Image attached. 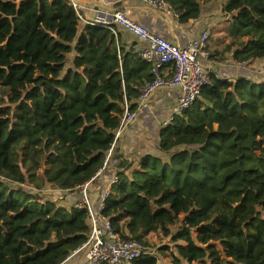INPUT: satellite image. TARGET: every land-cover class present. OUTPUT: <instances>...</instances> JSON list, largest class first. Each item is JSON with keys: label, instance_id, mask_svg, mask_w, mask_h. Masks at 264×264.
<instances>
[{"label": "trees", "instance_id": "1", "mask_svg": "<svg viewBox=\"0 0 264 264\" xmlns=\"http://www.w3.org/2000/svg\"><path fill=\"white\" fill-rule=\"evenodd\" d=\"M165 1L187 25L219 0ZM70 2L0 0V264L65 263L92 232L81 189L92 182L97 210L107 191L92 187L111 171L102 213L121 239L156 248L129 264H264V82L233 84L216 67L264 63V0L222 2L229 39L208 50L212 84L162 127L161 156L116 155L113 167L122 106L136 110L151 67Z\"/></svg>", "mask_w": 264, "mask_h": 264}, {"label": "built area", "instance_id": "2", "mask_svg": "<svg viewBox=\"0 0 264 264\" xmlns=\"http://www.w3.org/2000/svg\"><path fill=\"white\" fill-rule=\"evenodd\" d=\"M70 1L69 5L73 8L80 23L85 26L109 29L115 33L116 29H122L145 44L136 49L134 53L150 65L152 80L137 87L139 97L136 101V110H131V105L127 100L123 104V117L116 133L114 149L119 144L123 133L137 120L138 112L143 110L157 92L177 87L184 89V94L174 105L173 116L162 123L161 127H167L176 115L182 114L195 103L203 88L212 84V77L216 72L213 66L206 64L212 58V54L208 51L209 31H204L197 39L190 41L184 47H179L136 23L130 18L126 9H94L93 18L86 19L82 11L83 6L76 0ZM140 1L151 10L179 19V15L165 0ZM228 79L230 83H235V79L230 77ZM114 149L109 151L105 159V167L97 173V177L107 168ZM116 181L117 179L114 183ZM91 184L92 182H89L82 187L83 200L76 204V209L88 208L92 220V232L88 242L67 260L81 251L87 253L86 264H129L145 256L155 255L149 247L142 243L123 240L115 233L110 220L102 213L109 192L103 196L100 210L92 208L88 193Z\"/></svg>", "mask_w": 264, "mask_h": 264}, {"label": "crops", "instance_id": "3", "mask_svg": "<svg viewBox=\"0 0 264 264\" xmlns=\"http://www.w3.org/2000/svg\"><path fill=\"white\" fill-rule=\"evenodd\" d=\"M76 1L83 6L82 11L86 19L93 18L94 9H126L129 12L130 18L136 23L146 27L152 33L170 40L174 45L179 47H184L190 41L197 39L200 34L204 31H209L211 34L212 29L216 28L217 24H219V21L221 19L217 15L211 14L210 16H208L202 10V15L199 20L184 25L179 23V20L174 19L173 17L149 9L140 0ZM221 2H224V0H221ZM213 5H216V2L213 3ZM116 34L127 49H136L145 45L140 39L122 29H117ZM227 40V38H224L219 45L214 44L216 45L214 46V49L222 48V46L227 43ZM228 64H231L233 67L238 66L233 64L232 62H228ZM218 68H222V66H217V69ZM227 68L228 66L226 67V74L223 75L220 73V71L217 70L218 77L220 79L228 78L226 77V75H229V77H232L233 79L245 77L244 75H242V72L238 75H235L229 72ZM262 79H264V74H262ZM183 94L184 89L182 87H177L159 91L153 96L149 103L145 105L143 110L138 112V119L131 126L130 132H124L122 137L119 139V147L115 149V155L113 157L111 167L118 163L116 155L122 157L128 156L130 160H134V157H139L142 155H159L158 147L160 131L162 129L161 124L163 123V121H166L173 116L174 105H176V102L180 97H182ZM164 107H169V110L164 111ZM151 142L153 143V145L156 143L154 147H150L152 146ZM147 150L149 152H146L142 155L140 154V152H145ZM114 175H116V173L113 171L104 172V174L96 182L95 185L97 186L92 187L93 198L98 199V195H100L102 191L110 192L109 189ZM81 202L82 201L78 203ZM97 210H100V206ZM86 255L87 253L85 251H81L79 254L73 256L69 260L65 261V263L63 264H86Z\"/></svg>", "mask_w": 264, "mask_h": 264}, {"label": "rangeland", "instance_id": "4", "mask_svg": "<svg viewBox=\"0 0 264 264\" xmlns=\"http://www.w3.org/2000/svg\"><path fill=\"white\" fill-rule=\"evenodd\" d=\"M221 4H222V2L220 0V1L216 2V5L209 4V5L203 7V12H205L206 15L210 16L212 14V15H217L221 18L219 21V24H217L216 28L212 29L211 34H210V40L208 43V50L209 51H218L219 53L222 52V48H220V49L215 48L214 49V46L219 45L223 41L224 38L229 39V34L227 32V28H229V24H228V22L226 24L225 21L222 22L223 19L221 17V13H220L221 12ZM214 44H216V45H214ZM216 63H218V62H216ZM71 64H72V57L69 58L68 67H71ZM206 64H208L209 66H214L212 64V62H210V61L206 62ZM217 66H222V68H219L220 73L222 75L226 74V67L228 66V68H227L228 71L235 74V75H238L242 72V75L247 76V78H249V79H255L256 81H260V83L264 82V79H262V74L264 73V71H263L264 70V63L262 61L254 62V63L249 64V65H238V66H234V67L231 64H228V62H225V63H221V64L216 65V67ZM226 77L229 78V75H226ZM168 110H169V107H164V111H168ZM131 126L127 129L128 132H130ZM161 126H162V124H161ZM150 139H153V138H150ZM149 141H151V140H149ZM156 141H157V136H156ZM155 144L153 145V143L151 142L152 146H150V147H154ZM146 152H149V151L147 150L145 152H140V154L142 155ZM159 156H161V155H159ZM45 193H46V199H50L52 201H55L57 203V205H59V206H67L68 205V207H70L69 206L70 203L67 200H65V196H64L65 193L64 192L62 193L56 188L49 187L45 191ZM158 242H159L158 239H155L153 237L151 238L152 244H156ZM149 248L151 249L152 252L156 253V248H153V247L152 248L149 247ZM159 264H170V263H166L164 261V259H162Z\"/></svg>", "mask_w": 264, "mask_h": 264}]
</instances>
